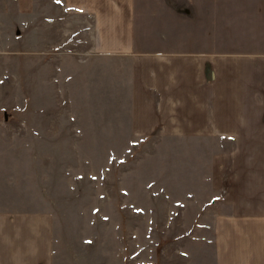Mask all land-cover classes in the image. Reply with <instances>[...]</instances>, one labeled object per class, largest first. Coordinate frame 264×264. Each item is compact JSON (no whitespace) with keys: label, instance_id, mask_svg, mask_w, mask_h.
<instances>
[{"label":"rangeland","instance_id":"1","mask_svg":"<svg viewBox=\"0 0 264 264\" xmlns=\"http://www.w3.org/2000/svg\"><path fill=\"white\" fill-rule=\"evenodd\" d=\"M24 5L0 0V213L49 216L53 264H204L234 185L223 173L212 188L218 146L133 135L128 98L102 80L126 60L88 59L57 0L35 29Z\"/></svg>","mask_w":264,"mask_h":264},{"label":"crops","instance_id":"2","mask_svg":"<svg viewBox=\"0 0 264 264\" xmlns=\"http://www.w3.org/2000/svg\"><path fill=\"white\" fill-rule=\"evenodd\" d=\"M18 1L26 2L21 10L35 29L46 0ZM59 5L60 17L78 18L83 36L77 44L91 49L88 59L115 65L122 57L129 65L123 78L116 79L113 68L102 80L128 98L133 135L160 133L218 146L212 188L219 191L223 173L234 185L212 208L204 264H264V0ZM52 227L47 215L0 213V264H53Z\"/></svg>","mask_w":264,"mask_h":264},{"label":"snow or ice","instance_id":"3","mask_svg":"<svg viewBox=\"0 0 264 264\" xmlns=\"http://www.w3.org/2000/svg\"><path fill=\"white\" fill-rule=\"evenodd\" d=\"M57 2H59V0H57Z\"/></svg>","mask_w":264,"mask_h":264}]
</instances>
